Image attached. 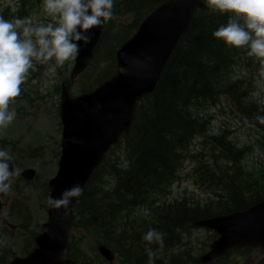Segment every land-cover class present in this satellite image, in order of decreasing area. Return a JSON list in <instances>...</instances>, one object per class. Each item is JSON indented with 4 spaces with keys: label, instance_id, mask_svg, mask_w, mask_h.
<instances>
[{
    "label": "trees",
    "instance_id": "1",
    "mask_svg": "<svg viewBox=\"0 0 264 264\" xmlns=\"http://www.w3.org/2000/svg\"><path fill=\"white\" fill-rule=\"evenodd\" d=\"M121 1L134 6L141 0H115L114 8ZM228 16L203 5L199 8L195 20L165 66L155 93L146 105L139 107L132 130L125 137L130 158L128 168H112L115 186L111 194L104 192L101 199H96L93 187L99 182L92 178L80 196L81 219L90 224L91 232L124 250L129 264L190 261L187 252L170 255L163 252V246L175 249L178 234L174 232H181L191 221L214 212L207 206L163 205L165 189L180 163V150H186L189 143L207 129L194 111L206 116V105L218 101L224 94L236 104L244 125L253 130L257 128V134L242 142V146L230 139V132L221 130L215 134L225 136V139L217 138L215 143L219 144L222 153L229 155L227 162L240 159L243 153L240 149L254 147L255 143L264 144V125L256 120L257 116L264 115V111H258L255 103L246 102L245 92L241 90H248L253 73L263 69L264 63L249 56L247 49L228 47L212 36L219 26L227 23ZM239 61L244 62L248 75L245 82H231V68ZM259 150L264 152V147ZM212 158V162L208 161L209 166L200 164L201 171H197L203 173L208 185L214 182L222 192L220 199L213 204L217 212L243 209L264 198V172L242 173L234 166L214 173L211 170L217 166L218 156ZM144 210L150 215L145 216ZM131 215L136 217L133 222ZM150 229L163 234L162 246L158 242L143 240V235Z\"/></svg>",
    "mask_w": 264,
    "mask_h": 264
},
{
    "label": "clouds",
    "instance_id": "2",
    "mask_svg": "<svg viewBox=\"0 0 264 264\" xmlns=\"http://www.w3.org/2000/svg\"><path fill=\"white\" fill-rule=\"evenodd\" d=\"M13 6V0H8ZM216 12L229 14L226 24L212 36L234 49H247V54L264 63V0H208ZM115 0H42V11L48 23H36L31 16L6 19L0 15V129L17 118L10 105L22 92V85L34 70V64L46 65L45 75L54 78L57 70L76 60L82 48L92 43V31L114 19ZM13 10H15L13 6ZM264 125V115L256 117ZM20 175L12 156L0 148V193H8L11 178ZM83 194L79 184L65 189L58 198L49 197L51 209L69 210L73 200ZM144 215L150 212L144 210ZM143 240L163 245V234L150 229ZM0 240V246L4 245ZM149 255L153 253L149 251Z\"/></svg>",
    "mask_w": 264,
    "mask_h": 264
},
{
    "label": "water",
    "instance_id": "3",
    "mask_svg": "<svg viewBox=\"0 0 264 264\" xmlns=\"http://www.w3.org/2000/svg\"><path fill=\"white\" fill-rule=\"evenodd\" d=\"M175 5L176 2L164 8L161 6L156 13L161 14L164 11L163 17L168 16L172 22ZM179 13L180 16L177 21L182 22L186 9L179 10ZM147 28L150 30L148 37L144 35L142 41L125 46L118 53V73L110 81L93 94L81 96L64 104L62 155L57 176L50 182L52 197L58 198L61 192L73 185L82 186L93 170L94 164L100 158L106 144L115 140L122 130L127 129L134 105L127 96V90L130 86L128 79L139 82L147 74L144 72L140 75L139 71L142 72V70L137 68L133 62L139 56L140 51L138 50L142 46L153 43L160 26L157 23H152L147 24ZM98 34L99 30L92 32V43L86 48H82L79 57L76 59L73 73L80 71L90 58ZM178 35L177 32L172 33L165 42H175ZM149 51H154V48L150 47ZM75 202L76 199L73 200L67 213L63 208L50 209V218L48 224L45 225L46 232L39 238L41 250H37L33 258L25 264H46L44 260L60 255L59 252L66 245ZM245 217L250 229L246 230V236H243V239L254 244L261 243L264 245V201L245 213ZM200 224L216 228L221 234V238L214 244L209 256L218 254L224 248L234 244L236 228L233 227V231L230 230L231 225L228 217L204 221ZM100 251L109 257L104 249H100ZM215 256L217 255L204 257L203 261ZM49 264L64 263L50 262ZM65 264L70 263L66 262Z\"/></svg>",
    "mask_w": 264,
    "mask_h": 264
},
{
    "label": "rangeland",
    "instance_id": "4",
    "mask_svg": "<svg viewBox=\"0 0 264 264\" xmlns=\"http://www.w3.org/2000/svg\"><path fill=\"white\" fill-rule=\"evenodd\" d=\"M39 0H18L20 4V10L22 12L29 11L33 4L36 3ZM31 16L36 23H48L50 21V18L47 17L43 11H42V2L37 5V7L33 8L31 13L28 15ZM7 19H10V17L6 16ZM108 54V52H106ZM98 57H106L105 54H102L101 52H98ZM108 57V56H107ZM72 62H67L62 68H59L58 70L61 72V74L65 73L66 67L68 68V71L66 75H68V72L72 66ZM71 64V65H70ZM45 69L46 65L41 64H34V70L30 72V75L28 79L26 80L25 84V92L32 93L33 91H36V93L39 96L44 97V102L39 106V108L35 111L34 114H31L29 118H21V119H15L11 125H9L5 129H0V133H7L10 132L13 138H16L17 136L21 135L22 143L24 146L31 145L36 143V146H40L42 148V154L43 156L46 154V159H51L52 155L49 152H55L57 150L58 142H59V131L54 128L53 125H55L54 120L52 123L53 115L50 114L51 111H53V106L56 103V97L50 93L53 86L55 84H58L60 82L59 75L57 74L54 78H50L45 75ZM85 79V77L82 78V80ZM258 87L255 92V98L259 101L264 103V79L259 82L257 80ZM81 85V81L79 80L75 83H73V86L71 88V93L76 94L79 87ZM251 95V94H250ZM20 106V105H19ZM15 109V108H14ZM210 114L212 115V125H210L209 117L204 115V118L206 120V126L207 129L203 135H199L189 146L188 148L181 153V159L180 162L184 159H189L191 163L195 165V167L201 171L200 164H208V160L204 156L209 150L212 148L214 149V152L217 154V173L219 171H225L226 168L228 170L232 169L234 166L237 167V169L241 170L242 173L246 172L247 164L250 160V158L253 156V153L264 147V144L255 143L253 144L254 147H249L246 150H242V156L241 158L235 160V162L226 161V157H229L227 153L218 152L217 144L213 141L211 137L215 136L216 132L213 128H216V126L220 123L226 124L228 127L232 129V135L234 138L239 140H245L248 138L249 131L247 128H244L242 123L239 121V119L230 112L229 109H226L223 113L219 109H211ZM49 124V125H48ZM213 126V128H212ZM40 141V142H38ZM46 148V149H45ZM43 156L40 159H37L35 162L31 164L36 171H37V178L34 183L36 187V199L34 196V193L29 195L30 197V214L32 215V227L31 229H34V231H38L40 223H43L46 219L45 211L41 209L39 206V196L38 193L42 194L43 189V183L47 181L54 173H55V162L53 167L45 165L43 161ZM257 159L264 161V154L257 152ZM248 160V162H246ZM128 164V163H127ZM184 166L188 168V170H191V165L189 163H185ZM236 169V171H238ZM235 171V172H236ZM181 180L177 181L171 189V197L175 198L177 196H194L199 199H202L205 194L203 190L197 188L193 185V181L187 177V176H181ZM114 179V178H113ZM205 188H210L209 190H213L217 186L214 184V182H211L209 185L206 182H203L202 184ZM95 189L102 190L103 186L98 185ZM215 191V190H213ZM23 192H28V189H23ZM218 195H220V191H215ZM165 198V197H164ZM162 200V199H161ZM164 201V199H163ZM42 203V202H41ZM136 217H133L131 215L132 222L135 221ZM95 233V232H94ZM202 230H193L191 234V241L196 244L197 239L202 240L205 236ZM81 234V233H80ZM82 235V234H81ZM186 239V246H182L181 249L183 250H189L190 253L194 257H198L199 253L198 251H193L188 247V229L183 233ZM160 245V244H159ZM21 244L20 242H16L15 250L17 252L20 251ZM113 249L119 254L122 262L124 263V258L121 256V254L117 251L115 246H113ZM176 249V248H175ZM174 248H165L163 246V252L167 254H172L175 250ZM261 252H251L250 258H257L261 257ZM234 261L239 262L240 264L244 263V260L238 259L237 257L233 256Z\"/></svg>",
    "mask_w": 264,
    "mask_h": 264
},
{
    "label": "bare ground",
    "instance_id": "5",
    "mask_svg": "<svg viewBox=\"0 0 264 264\" xmlns=\"http://www.w3.org/2000/svg\"><path fill=\"white\" fill-rule=\"evenodd\" d=\"M5 17H6V15H5ZM7 19V18H6ZM109 57V56H108ZM233 67H234V65L232 66V68H231V71H230V73H231V76H232V72H233ZM241 90H243L244 92H245V95H246V97L247 98H249L250 97V93H249V91L246 89V90H244L243 88H241ZM246 102H247V100H246ZM250 104V103H249ZM195 113H198V116H199V118L202 120V122L203 123H205V125H206V120H205V118H204V116L200 113V112H198V111H194ZM199 136V135H198ZM198 136H196L190 143H189V145L198 137ZM212 139H213V141L214 142H216V140H217V138H224L225 139V136H213V137H211ZM217 144V147H218V152H221V147L219 146V144L218 143H216ZM188 145V146H189ZM188 146H187V148H188ZM241 150V149H240ZM185 151V149H181L180 150V152L182 153V152H184ZM227 161V160H226ZM127 165H129V163H130V158L128 157L127 158ZM160 169V168H159ZM209 172V171H208ZM114 186H115V181H114V183H113V188H114ZM104 192H106L105 190H104V188L102 189V190H97V189H94L93 190V193L95 194V197H96V199H101L102 198V196H103V193ZM186 229H188L187 227H185L184 229H182V231L181 232H174L175 234H178L177 235V237H176V239H175V242H174V244L175 245H177L176 246V249L175 250H177V251H174L172 254H178V253H180V252H187L188 254H189V258H190V262H192V263H197V260H196V258L197 257H194L191 253H190V251L189 250H183V249H181V247L182 246H186V239H185V236L183 235V233L186 231ZM126 249L128 248V245H126V247H125ZM117 249V248H116ZM117 251L121 254V256L125 259L124 260V263L125 264H129V261L127 260V257L128 256H125V254H124V250H120L119 248L117 249ZM171 255V254H170ZM196 261V262H195Z\"/></svg>",
    "mask_w": 264,
    "mask_h": 264
},
{
    "label": "flooded vegetation",
    "instance_id": "6",
    "mask_svg": "<svg viewBox=\"0 0 264 264\" xmlns=\"http://www.w3.org/2000/svg\"><path fill=\"white\" fill-rule=\"evenodd\" d=\"M7 200L8 199H6L5 197L0 198V211H2V206ZM13 206H14V199H11L10 202L8 203V207L12 208Z\"/></svg>",
    "mask_w": 264,
    "mask_h": 264
}]
</instances>
